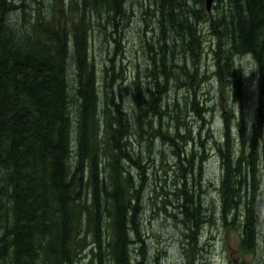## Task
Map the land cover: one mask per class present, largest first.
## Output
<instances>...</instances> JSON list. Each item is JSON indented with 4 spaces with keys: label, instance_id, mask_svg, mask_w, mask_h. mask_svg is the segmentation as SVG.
Instances as JSON below:
<instances>
[{
    "label": "trees",
    "instance_id": "trees-1",
    "mask_svg": "<svg viewBox=\"0 0 264 264\" xmlns=\"http://www.w3.org/2000/svg\"><path fill=\"white\" fill-rule=\"evenodd\" d=\"M66 1L67 8L62 0H50L40 8L32 7V0H18L10 9L0 7V264H102L105 257L101 258L100 255L105 247L112 264H135L142 261L136 258L131 262L129 259V246L135 244L140 246L139 255L145 256L149 264H154L152 259L159 264L157 255L154 258L148 256L143 243L138 240L140 236L137 234L136 216L142 209L140 189L145 181L144 174H139L138 181L133 180L130 169L123 165L125 156H121L118 163L117 157L110 153L115 143L123 142L124 147L128 146L127 137L139 133L149 115L157 113L151 107L155 98L150 96L147 99L133 92V83L134 108L129 105L125 107L129 109L128 115L125 113L121 118L115 105H112L111 110L107 106L113 84L115 86L123 78L117 74L119 63L114 52L119 41L123 40L126 19L131 15L126 6L127 0H121V6L117 0ZM97 1L102 13L96 20L92 39L100 41L106 37L110 47L98 49V64H101L96 69L88 53L87 27L88 17L94 13ZM187 1L192 4L195 17L208 27H217V22L226 17L231 19V25L225 28L228 36L216 38L217 43L214 42L210 49L211 54L217 66L218 63H229L235 57L239 60L238 65L243 61V71L255 75L259 96H262L264 0H241L243 6L240 0H219L225 9H232L231 17L227 11L207 13L203 10L202 15L196 0ZM120 7L119 13L117 10ZM139 7L144 14H154L155 17H162L165 9L164 5L161 8L160 0H141ZM30 10L33 11L32 17L26 19ZM12 11L17 13L9 17ZM235 15L238 21L234 26L232 17ZM243 15L249 19H246L245 26L240 20ZM186 17L191 19L194 16L187 13ZM10 23L33 26L35 36H24L19 30H11L7 26ZM155 23V27L146 28L148 38L141 44L150 53L157 47L159 22L155 20ZM194 23L188 21L183 32L190 39L196 35L199 49L204 50V34L214 36L202 32L196 23V29H191ZM100 28L105 30L104 37L96 38L95 31ZM106 29H109L107 34ZM163 33L166 34L164 29ZM187 52L188 49L180 52L171 69L161 75V88L167 87L171 93L173 88L182 91L185 87L180 85L178 69ZM249 54L254 57L256 64L251 61ZM147 60L151 61L149 56ZM188 60L193 68L196 59L190 57ZM146 69L150 73L149 77H152L147 65ZM238 69H241L240 66ZM222 72L214 70L211 81L216 77L221 84L220 91L223 79L227 85L230 83L231 100L240 105L243 102L242 85L236 83L230 73L221 76ZM73 73L76 78H73ZM206 78L207 74L201 71L192 87L185 88L186 92L191 91L186 98L182 96L186 108L203 110L204 113L205 108L199 106L196 96ZM192 100L195 106L191 104ZM138 103L147 108H141ZM164 105L168 103L163 101ZM234 110V107L221 108L226 132L220 133L219 139L226 137L227 141L224 143V152L221 148L223 144L216 146L221 151V171L219 178L214 180L216 194L211 199L214 210L204 215L200 201L194 198L196 194L193 188L199 184L197 181L202 161L194 166L189 176L179 175L173 187L169 188L168 194L175 195L177 202L174 208L169 210L167 200L161 204L160 209L176 228L179 254L189 255L187 259L181 258L184 260L182 264H206L204 251L207 241L201 242V230L205 224H209L208 219L219 208L223 217L229 214L225 219L220 217L224 226L222 241L225 246H222L227 248L226 264H232L230 253L237 256L245 254L239 263L249 261V264H264V234L259 237L258 247L253 218L250 213L245 218L256 191V179L250 157L244 153L252 147V155L259 157L264 150V133L256 127L254 118L244 120L242 109L238 115ZM192 112L187 110L186 114ZM256 112L257 109L254 114ZM227 113L230 118L226 117ZM234 124L239 128L236 140L241 139V149L226 154L231 145L229 132ZM101 129L104 131L103 137H100ZM152 129L153 133H149L147 138L155 136L167 139L171 147L183 138L171 133L174 126L170 133L162 131L160 125ZM183 133L192 139L190 128H183ZM252 136L254 143L246 145L245 139ZM202 142L200 146L204 147ZM174 153L176 166L180 163L193 164L195 155L192 151L187 157L178 151ZM98 157L109 158L110 164L106 177L98 181L97 190L96 186L88 185L83 177L92 173L96 177V171L92 172V169L96 170ZM203 157L200 155V159ZM241 159L244 171L236 167ZM106 167L107 164L97 165V170L104 172ZM137 167L141 168L139 164ZM248 179L249 184L246 183ZM243 180V190L239 195L238 184ZM247 188H251V196L246 193ZM261 188L264 196L263 181ZM238 200L242 204L240 218L234 208ZM168 203L171 205V202ZM224 208L229 211L226 212ZM213 226L215 223L208 226L206 239L209 241L219 235L213 232ZM91 243L96 245L93 257L81 256L84 246Z\"/></svg>",
    "mask_w": 264,
    "mask_h": 264
},
{
    "label": "rangeland",
    "instance_id": "rangeland-1",
    "mask_svg": "<svg viewBox=\"0 0 264 264\" xmlns=\"http://www.w3.org/2000/svg\"><path fill=\"white\" fill-rule=\"evenodd\" d=\"M18 0H0V7H6L10 9L14 3ZM50 0H32V7H41L42 4L49 3ZM121 6V0H117ZM141 0H127L126 6L130 12V17L126 19L127 25L124 31L123 40L119 41V45L115 48L116 60L119 63L117 69L118 76H122L115 86H112V93L107 102L109 110L112 109V105H115L120 113V117L123 118L125 113L128 115V110L125 109L128 105L134 108L132 102V85L134 84L133 92H138L141 95H144L147 99L155 98L154 102L151 103V107L157 112L156 114H151L148 117V121H145L143 128L137 134L132 133L127 137L128 146L124 147V143H115L114 150L110 151L111 154H114L117 157V162H120L121 156H125L123 165L130 169L133 180H139V174L143 172L145 181L141 186V206L142 209L137 213V234L139 237V243H143L144 250L146 254L151 255L153 258L157 255V261L159 264H182L183 259H187L189 255H180L178 251L171 248L175 242H178L176 237V228L167 220V215L160 209L163 201L167 200V207L169 210L174 208V205L177 203L175 200V195L168 194L169 188L173 187L176 183L179 175L189 176V172L194 170V166L202 161V167L200 171V177L197 181V185L194 186L195 194L194 198L200 201L201 208H203L204 215L206 212L213 209V203L211 199L215 198V179L219 178L220 174V163L219 156L221 151L217 149L216 146H220L226 143L227 138H220V133L226 132L225 126L223 125V113L221 108H230L234 107L235 113L238 115L242 109L243 119L251 120L254 118L257 123L256 127L261 129L260 132L264 133V94L259 96L260 90L258 85H256L255 75L252 72L243 71L245 63L242 61L240 65L238 58H232L229 63H215V57L211 54L210 49L213 47L214 42L217 43V39L220 36H228L225 28L231 25V19L229 17L224 18L222 21L217 22V27H208L201 23L199 19L193 14V6L187 0H160V5H164V14L155 17L154 14H144L139 7V2ZM62 3L65 8H67L68 3L66 0H62ZM116 3V2H115ZM214 3V0L210 1V6ZM196 4L201 8L202 15L203 7L202 0H196ZM240 4L243 6V2L240 0ZM195 5V3H194ZM48 6V5H46ZM76 5L74 4L73 7ZM102 8L97 1V7L94 13H91L88 17V27H87V40L90 46L91 59L94 62L95 68L97 69L100 64H98L99 50L106 47H110L106 37L100 41L92 39V32L96 27V20L98 16L102 13ZM121 12V7L117 10ZM17 13L12 11V14H9V17ZM187 13L192 14L194 17L188 19ZM33 11L30 10L29 15L26 19H31ZM155 17V18H154ZM234 26L235 22L238 20V16H233ZM246 18L243 17L240 19L243 22V26L246 24ZM155 20L159 22L158 27V39L157 47L150 53L141 46L143 40L148 38L145 30L148 27H155ZM194 21L198 24L202 32H207L212 34L214 37L204 34V47L205 49H199V38L194 35L191 36V39L184 34V30L188 21ZM221 22H224L220 25ZM174 23V24H173ZM195 23L191 27L195 28ZM256 25V24H255ZM255 25L253 27H255ZM11 30H19L23 33L24 36L32 34L35 36V29L30 25H17L10 23L7 25ZM251 28V26H250ZM163 29L166 31V34L163 33ZM252 29V28H251ZM109 29H106V34ZM102 28L96 30L94 36L96 38L104 37V32ZM171 32V33H169ZM249 32V31H248ZM226 46V45H225ZM188 49V52L185 54V60L183 61L182 66L178 69V78L180 85H185L182 91H179L177 88H173L172 92L165 88H161L160 84L161 75L164 72H168L171 69L172 65L175 63L180 52ZM163 50V52H162ZM148 56L151 61L149 62ZM193 57L196 59V64L191 68L189 58ZM249 58L256 64V61L252 55L249 54ZM236 64V66H235ZM150 69L152 77H149L148 69ZM240 66L241 69H238ZM214 70H223L221 76H225L227 73H230L234 76L235 82L242 85L243 99L241 104L234 103L231 100V86L230 83L227 85L226 81L223 79L222 91H220V86L216 80V77L212 79ZM239 70V71H238ZM242 70V71H240ZM201 71L207 74V78L203 81V85L200 93L198 92L196 96V102L200 107H204L203 111H198L196 109H189L184 106V101L182 96L185 95V98L190 94L191 91L186 92L185 88L187 86L192 87V83L199 79ZM117 74L115 77L117 79ZM73 78L76 76L73 73ZM210 79V81H209ZM133 83V84H132ZM146 83H150L149 86ZM101 89L102 87L98 85ZM197 89V88H196ZM151 96V97H150ZM170 96V98H167ZM150 97V98H148ZM192 97V94H191ZM166 101L168 105L162 106V102ZM137 103V102H135ZM191 104L195 106V101L192 100ZM141 108H147L145 105L138 103ZM257 109V112L254 114V110ZM187 110H193L192 113L186 114ZM227 118H230V115L226 114ZM128 118V117H127ZM204 118V119H203ZM130 123L133 121L128 118ZM160 125L162 131L171 132L172 127L174 126L173 135L177 134L183 136L180 138L176 146L171 147L170 142L167 139L160 137H152L151 139L147 138L149 133H153V127ZM183 128H190V136L192 139L186 137L183 133ZM239 128L234 124L229 132L231 145L227 150L226 154L235 153L236 150L241 149V139L236 140V137L239 136ZM103 129H101L100 137L104 136ZM200 141H203L204 147L200 146ZM254 136L245 139V144L247 145L250 142V145L254 143ZM187 142V143H185ZM120 147L121 150H118ZM162 149V154H161ZM185 153L184 157H187L189 152H193L195 159L192 165H184L180 163L178 166L175 165L177 161L176 155L174 152ZM225 151V144L222 149V152ZM244 153L250 157L251 166L254 170V177L256 179L255 188L250 206L248 207V214L245 215V218H253L254 222V233L257 240V245L259 244V237L264 234V212L262 211L264 204V196L261 188V181L264 182V150L260 153L259 157H254L252 155L251 149H246ZM200 155L204 156L203 159H200ZM107 164L108 167L104 169V172H99L97 170V165ZM109 158H100L98 157L95 162V174L91 175L85 174L83 177L85 182H88V185L97 187L98 190V181L106 177V174L109 171ZM137 164L141 168L137 167ZM236 167H239L241 170H245L243 165V160L241 159L240 164ZM187 172V174H186ZM90 182V183H89ZM246 183H250V179L246 180ZM244 180L238 184L239 195L243 190ZM162 187V188H161ZM168 189L167 191H164ZM199 190V191H197ZM171 192V189H170ZM246 193L251 196V188H247ZM164 198V199H163ZM171 202V205L168 203ZM210 203V204H209ZM235 212L238 218L242 215V204L240 200L237 201V205H234ZM214 210V209H213ZM226 212L229 209L224 208ZM229 215V214H228ZM228 215L223 217L221 213V208L218 209V212L211 216L208 221L209 224H203L201 230V242L207 241L208 236V226L215 223L213 226V232L216 233L217 238L212 241L215 257V260L212 264H226L225 254L227 248L224 249L222 241V235L224 226L220 219H225ZM107 221V220H105ZM226 234V233H225ZM241 232L239 233V238ZM104 246V244H102ZM83 247V244L79 245ZM225 246V245H224ZM139 245L135 244L133 247L129 246V259L131 262H134L137 259L142 261L134 262L135 264H149L145 256L139 255ZM106 248V247H105ZM104 248V251L100 255L101 258L105 257V260L102 264H112L111 258L107 255V250ZM207 251L213 250L211 245L206 246ZM96 252V245L89 244L85 245L81 253V256L89 258L90 255L93 257V254ZM177 252V253H176ZM176 253V254H175ZM194 253L192 254V256ZM235 255L230 253V261L232 264H249V261L243 263L239 260L244 256ZM191 256V257H192ZM204 257L206 254L204 253ZM110 260V261H109ZM154 264L155 260L152 259ZM192 264V263H190Z\"/></svg>",
    "mask_w": 264,
    "mask_h": 264
},
{
    "label": "water",
    "instance_id": "water-1",
    "mask_svg": "<svg viewBox=\"0 0 264 264\" xmlns=\"http://www.w3.org/2000/svg\"><path fill=\"white\" fill-rule=\"evenodd\" d=\"M209 1V0H208ZM208 6H209V4H208Z\"/></svg>",
    "mask_w": 264,
    "mask_h": 264
},
{
    "label": "bare ground",
    "instance_id": "bare-ground-1",
    "mask_svg": "<svg viewBox=\"0 0 264 264\" xmlns=\"http://www.w3.org/2000/svg\"><path fill=\"white\" fill-rule=\"evenodd\" d=\"M203 111V110H202Z\"/></svg>",
    "mask_w": 264,
    "mask_h": 264
}]
</instances>
